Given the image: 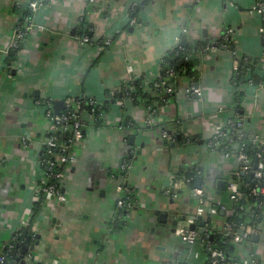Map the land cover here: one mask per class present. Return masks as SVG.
<instances>
[{
    "label": "crops",
    "instance_id": "0c3cea01",
    "mask_svg": "<svg viewBox=\"0 0 264 264\" xmlns=\"http://www.w3.org/2000/svg\"><path fill=\"white\" fill-rule=\"evenodd\" d=\"M31 2L0 0V159L5 164L0 170V253L30 224L32 242L20 246L39 242L33 255L42 264H203L205 254H191L175 235V227L198 205L193 186L184 179L185 185L178 187L176 175L194 169L195 162L204 164L210 153L207 141L238 115L234 67L246 57L263 62L264 19L254 10L258 0H58L34 15L28 10ZM27 19L45 31L33 29L21 46L19 61L8 67L1 50ZM85 22L91 42L80 45ZM228 30L233 32L234 49L202 51L207 42L223 40ZM184 42L198 48L184 60L194 61L203 98L186 97L193 81L179 76L176 97L157 104L156 124L148 126L144 107L127 97L119 100L116 94L132 89L137 78L152 85L159 81L164 58ZM254 70L253 84L244 90L242 114L248 118L249 133L264 143V64ZM69 97L95 99L108 111L103 126L90 127L86 142L74 150L63 188L66 202L45 200L36 214L44 196L41 147L50 123L35 103ZM221 108L226 111L220 114ZM136 128L142 133L131 146ZM162 130L183 132L181 136L193 141L173 149L161 139ZM215 154L218 165L211 169L216 177L207 181L214 185L212 199L227 210L210 221L206 216L197 224L198 231H221L226 212L234 207L222 198L229 194L227 188L217 194L218 166L223 167L219 160L225 156ZM124 163L125 172L120 168ZM121 186L132 190L135 199L123 217L117 205ZM257 233L264 237V226ZM249 242L235 248L232 260L238 264L255 252L264 264V238ZM29 255L31 251L25 261Z\"/></svg>",
    "mask_w": 264,
    "mask_h": 264
},
{
    "label": "built area",
    "instance_id": "2783aa9c",
    "mask_svg": "<svg viewBox=\"0 0 264 264\" xmlns=\"http://www.w3.org/2000/svg\"><path fill=\"white\" fill-rule=\"evenodd\" d=\"M32 2L29 4V10L34 15L37 13L41 8L48 7L50 5L55 4L58 0H31ZM254 10H256L264 19V1L258 0ZM30 19V18H29ZM29 19L26 20V25H22L23 27H18L15 30L14 37L12 38L11 42L2 49V53L7 58L10 54L11 50H18L21 46L25 43L28 34L36 29L40 32L45 31V27L43 25H39L33 23ZM224 39L222 41L216 40L213 42H209V44L204 45L201 47L202 51L205 53H212L218 54L221 50L228 48L227 41H233L232 30H228L226 32ZM262 37L264 42V29L262 30ZM80 45H86L90 43V39L88 37H84L79 39ZM233 43V42H232ZM177 50L184 51L183 46H178ZM264 64V56L262 57ZM241 67L239 63L234 67V73L239 74ZM256 71L252 68H248L246 73V87H250L253 84V75ZM167 80L177 79L179 77V73H177L173 68L167 70ZM164 85L166 83H163ZM172 84V83H171ZM156 88L160 87V84L157 82L154 83ZM166 92L168 94L174 93V88L169 85V87H165ZM186 97L197 96L199 99L203 98V89L196 84L194 81L191 82L190 86L186 90ZM131 100V99H130ZM132 101V100H131ZM88 103V105L92 108L91 113L84 112V105ZM35 105L40 108L45 115L49 119V131L48 137L42 143V151H46V157L42 156L39 165L42 167L45 182L41 189L42 194L45 195L46 201H57L59 203L66 202V194L64 191V186L67 182V178L69 176L70 164L72 165L75 161L76 154L74 152L75 148L80 146L81 144L86 142L87 132L90 127H93V122L97 120L96 115L94 114L98 111L102 106L100 103L92 98L88 97H69L65 101V109L62 113H56L49 102L46 100L39 99L36 101ZM157 110V109H156ZM156 110L153 112L147 111V117L144 119L146 125L154 124ZM225 109L221 108L218 112L221 114ZM104 118V116H103ZM248 128V118L245 115H233L229 118L224 125L218 127L212 138L207 141L208 149L213 150H221L222 155L225 156V159L230 160L234 159V162L239 163V169L234 170L233 165L231 171V178L228 181L227 191L229 192V198L231 203L234 207H238L244 210L243 203L244 201L248 200L249 198H253L254 200L258 201V204L255 205L259 209L264 210V143H262L258 137L252 136ZM71 133L73 136V140H64L61 136L62 134ZM183 133V132H182ZM180 132H175L172 130H162L161 132V139L169 144H178L177 138L183 135ZM188 141V144L191 143V138L187 135L184 136ZM249 139V141H247ZM61 140V141H60ZM74 144L75 148L71 151L70 154H65L66 152L64 148V144H67L69 149L71 148L70 144ZM72 144V145H73ZM251 147H255L258 149L255 155V163H253L252 158L248 152V149ZM67 147V148H68ZM62 150V155H57L56 151ZM65 154V155H64ZM53 158L55 160H53ZM64 164L69 162V165L65 169V172H59L57 170V164ZM128 169L127 163L122 165V170L125 171ZM242 175H250L252 176L255 183L252 185L245 184V188L248 189V193L242 190L240 185ZM189 184L193 182V178L186 179ZM177 186L179 187L181 184L185 185L184 182H176ZM177 187V188H178ZM206 188L196 189L195 196L199 198L197 202V206L195 211L189 215L185 221L179 223L175 228V235L181 239L183 244H185L188 248H192L198 244L200 240L204 242L202 239L203 235H206V238L210 236V230L213 228L204 229V233L200 234L199 231L193 230L192 226L199 224V222L204 221L206 216H217L220 211H226V207L221 202H216L215 199H212V195L207 193ZM119 197L117 201V205L122 210L130 209L131 208V200L134 197L132 190H130L126 186H121L118 189ZM176 197V195H174ZM255 206H249L245 209V211L249 214L254 213ZM233 207V209H234ZM233 209L231 211L226 212L228 216L233 215ZM264 212V211H263ZM25 225V224H24ZM30 224H27L26 227H29ZM244 230V234H240V231ZM218 231V230H216ZM256 230L248 225H242L239 229H236L234 223L225 221L223 228L221 229L222 233H225L226 236L230 239L232 244L237 245L238 247L246 246L250 242V236ZM17 236L13 239L15 242ZM7 246V245H6ZM6 246L3 248L2 252L0 253V264H20V262L9 261L8 254L10 251H5ZM10 248H14L13 245L9 246ZM206 249L210 251V264H226L227 256L226 254L218 249H213L209 243H206ZM200 256V254L196 255ZM27 258V257H26ZM25 258V259H26ZM38 264H42L39 260L32 255L28 256V260H35ZM245 261V262H244ZM243 262H238V264H260L259 261L255 258L254 255H250L249 258L244 260ZM55 264L56 261H54ZM53 262V263H54ZM49 264V263H47ZM52 264V263H51Z\"/></svg>",
    "mask_w": 264,
    "mask_h": 264
},
{
    "label": "trees",
    "instance_id": "16d2710c",
    "mask_svg": "<svg viewBox=\"0 0 264 264\" xmlns=\"http://www.w3.org/2000/svg\"><path fill=\"white\" fill-rule=\"evenodd\" d=\"M260 1H264V0H260ZM29 10V9H28ZM136 10L133 11V13H135ZM31 13V12H30ZM86 22L85 24L80 28V32L79 34L81 35V37H89V32L86 31ZM222 41V40H220ZM227 41V46L230 49H234V45L232 44V42L230 40H226ZM209 44V42H207L205 45ZM181 46L184 47V51H180L177 50L178 48H176L174 51L169 52L166 57L164 58V65H163V69L162 72L164 74V77L161 78L158 83L160 84L159 88H156L154 86H152V91L148 92L145 91V89L143 88V83L140 81L137 84H133L132 85V90L128 91V88H123L122 90H120L118 92V94H116V98L117 99H121L122 97L125 99L126 97L129 98V100L131 99L135 106H138L139 108L144 107L147 111H151L153 112L154 110H156V106L157 104H161L162 101L163 103H165V101H170L172 100V98L174 99L176 96L175 94H168L166 92L165 87H169V85L172 83L170 80H167V70L170 68H173L177 73H179V76L187 78L189 81H194L196 84H198V79H197V72L196 70H194V61L192 60H184V58L191 54V52L196 49L198 50V48H194L193 46H189L187 42L181 43ZM202 47V46H201ZM21 53V48H19L18 50H11L9 56L6 58L7 59V65L8 67H13L15 65V63L17 61H19V56ZM263 63V62H262ZM261 62H259L256 59H252L251 57H246L240 60L239 65L241 67V70L239 72V74L234 73L233 77H232V85L234 87V108L236 110V112L238 114L242 115L243 112V101L246 97L244 88L246 85V73L248 68H259L262 64ZM163 83H166L165 85ZM157 93V95L155 96V98L153 97V95ZM115 97V96H114ZM162 103V104H163ZM161 104V105H162ZM104 108H107V105H105V107L103 106L102 108H100L98 111H96L94 114L97 117V120H95L93 122V129L96 128H100L103 126L104 124V120H103V116H104ZM91 107L88 105V103L86 102V104L84 105V112L85 113H91ZM131 122L128 121V125ZM127 124V123H126ZM133 125V124H132ZM64 140L68 141V140H73V136L71 133H66V134H62L61 135ZM61 141V140H60ZM178 144L181 146L188 144V141L186 140L185 137L181 136V138H177ZM193 141V140H191ZM247 141H249V139H247ZM73 144V143H72ZM71 145V148L69 149V147L67 146V144H64V148L66 150V152H64L65 154H70L71 151L74 150L75 146L74 144ZM68 147V148H67ZM210 154L212 155H216L215 153L220 152L222 153L221 150H213V149H208ZM216 151V152H215ZM258 151L257 148L255 147H251L248 149V152L252 158L253 163H255V155L256 152ZM42 156L46 157V151H42L41 152ZM57 155H62V150H58L56 151ZM64 154V155H65ZM53 160H55L53 158ZM57 164V170L59 172H65V169L67 168V166L69 165V162L66 163H62L59 164V162H56ZM71 166V164L69 165ZM178 175H176V182H180L184 179H190L193 177L192 174H188L187 172H185L184 170H180L177 172ZM240 185L242 187V190L245 191L246 193H248V189L245 188V184H250L252 185L254 182L252 176L250 175H242L240 177ZM42 200L37 204L36 206V214H38V212L42 209V207H44V201H45V195L42 196ZM134 197L131 200V208L133 207L134 204ZM258 204L257 200H254L253 198H249L248 200L244 201L243 206H244V210L240 209V208H236L234 207L233 209V215L225 217L226 221L232 222L235 224L236 229H239L240 226L242 225H248V226H259L262 223V219H263V209H259L257 208L255 205ZM255 206V212L254 213H247L245 211V209L249 206ZM130 208V209H131ZM129 209V210H130ZM128 209H124L121 211V213H119V215H121L122 217L124 216V214H126L128 211ZM126 212V213H125ZM121 218V217H120ZM121 224V223H119ZM240 230H238L239 232ZM210 236L208 238H206V235H203L204 239L202 242V240H200L198 242V244L192 248H189L188 250L190 251L191 254L195 255L197 252H200V254L203 253V255L205 254L206 259L205 261H203V264H210V251H208L206 249V243H209L213 249H218L223 251L226 256H227V262L226 264H235V262L232 260L233 259V254L235 252V250L232 248V243L230 241V239L226 236L225 233L219 232V231H213L210 230ZM29 230L23 231L21 232L18 236L17 239L15 241V243H13V247L14 248H10V245L6 246L5 251H10L8 254V259L9 261H15V262H20L19 258H20V253H21V246L19 243L21 242H32V240L29 239ZM195 253V254H194Z\"/></svg>",
    "mask_w": 264,
    "mask_h": 264
},
{
    "label": "water",
    "instance_id": "95a60500",
    "mask_svg": "<svg viewBox=\"0 0 264 264\" xmlns=\"http://www.w3.org/2000/svg\"><path fill=\"white\" fill-rule=\"evenodd\" d=\"M92 33L91 32H89V35H91ZM186 40V37H184L183 38V41H185ZM20 57V56H19ZM162 75V78L164 77V74H163V72L161 73ZM178 79V78H177ZM177 79H172L171 80V82H172V84H170L171 85V87H173L174 89H176V87L177 88H179L178 86H175V83H176V80ZM179 80L180 79H178L177 80V83H179ZM138 82H140V79L138 80V78H137V80H134V84H137ZM143 83V88L145 89V91H152V87H151V85H152V83H146L145 81H143L142 82ZM152 86H154L155 87V85L153 84ZM133 89V88H132ZM131 89V86H129V88H128V91H130V90H132ZM121 100V99H120ZM123 100V99H122ZM47 102H49L50 103V105L54 108V111L56 112V113H62V111H64V109H65V101L64 100H62V101H59V102H51V101H49V100H46ZM144 111V113H146V109L144 108L143 109ZM107 109L106 108H104V116L106 117V113H107ZM104 117V118H105ZM147 117V113H146V115H145V118ZM104 118H103V120H104ZM155 121H157L156 120V118H155ZM154 124H156V123H154ZM154 124H151V125H148V126H152V125H154ZM131 126V125H130ZM130 132H131V130L129 131H127V133L130 135ZM135 133L134 134H132V136H131V141H130V144H131V146H133V145H135L136 144V139H137V136L135 137V135H139V134H141L142 133V130L141 129H138V128H136V130L134 131ZM134 135V136H133ZM181 136H179L178 138H180ZM164 144L166 145V146H170L171 148H173V149H175L176 147H177V144H170L169 145V143L168 142H164ZM184 147H186V146H184ZM179 148V147H178ZM212 157H211V160H210V163H212V166L213 165H218V163H217V161L218 160H216L215 161V159H217V157H218V155H212V154H210ZM0 162H4V159H0ZM202 163H204V162H202ZM122 165V164H121ZM120 165V168L122 167ZM195 168L194 169H189V170H185V172H187L188 174H192L193 175V185L191 184V183H189L188 185L189 186H193V188H194V190H193V196H194V199L195 200H199V198L197 197V196H195V189H201V188H206L207 190V193H209V194H211V191H210V184L208 183V181L207 180H210L209 178H206V176H205V172H206V168H205V164H201L200 166H199V163H197V162H195ZM232 165L234 166L233 167V169L234 170H238L239 169V163H237V162H233L232 164H230V166H231V168H232ZM231 168H229V170H224V168L222 167V166H218V170H219V172H220V174L217 176V179L219 180V182H218V184L216 185L217 186V188H218V191H217V194H222L223 193V191L227 188V186H228V181L230 180V178H231ZM123 172H125V171H123ZM124 175V174H123ZM216 176L213 174V178H215ZM212 195V194H211ZM233 206V205H232ZM236 208H238V207H236ZM225 212H222L221 214L223 215ZM211 214H210V211H209V215H208V218H207V221H210L211 220V216H210ZM263 216H264V212H263ZM263 219H264V217H263ZM263 219H262V222H263ZM204 224V222H202V224H201V226ZM263 226L264 225H259V226H253V225H251V227H253L256 231L253 233V234H251V236H250V239L252 238V240L254 241V242H256V243H259L260 242V240H261V238H264V237H261V235L259 234V233H257V232H261L262 231V229H263ZM176 228V227H175ZM192 229L193 230H196L197 229V226L196 225H193L192 226ZM244 230H242V231H240V234L242 235V234H244ZM199 233L200 234H203L204 233V230H200L199 231ZM42 238V236H38V239H41ZM29 239L31 240L32 239V236H30L29 237ZM251 245V244H250ZM37 246H39V242L37 243V244H35V245H32L31 247H28V246H26V245H22V250H21V253H20V260H21V264H26V263H28V264H34L35 263V261H36V259L35 260H33V262H29V261H25L26 259H25V254L27 253V252H29L30 253V251H31V254H32V256L34 257L35 255H33V251L35 250V248L37 247ZM233 246V249L234 250H236L235 248L237 247V245H232ZM246 250H248V249H246ZM252 255H254V256H257V259L259 258L258 257V255H256V253L255 252H253V253H251ZM260 259V258H259ZM259 259H258V261H259ZM19 260V261H20Z\"/></svg>",
    "mask_w": 264,
    "mask_h": 264
},
{
    "label": "rangeland",
    "instance_id": "374dc122",
    "mask_svg": "<svg viewBox=\"0 0 264 264\" xmlns=\"http://www.w3.org/2000/svg\"><path fill=\"white\" fill-rule=\"evenodd\" d=\"M247 85V84H246ZM246 85H245V87H246ZM244 90H245V88H244ZM210 154V153H209ZM208 154V156L205 158V161H204V164H205V168H206V172H205V176H206V178H212L213 177V171H212V169H211V166H212V163H210V160H211V155H209ZM41 157V156H40ZM202 158H204V157H202ZM219 158H217V159H215V161L216 160H218ZM219 161H221L220 163L223 165V167L226 169V170H229V168H230V164H232L233 162H234V159H230V160H226L225 158H221V160H219ZM210 188V191H211V194L213 195L214 194V185H213V187H209ZM225 201H228V200H230V198H229V194L228 193H225L224 194V196L222 197ZM176 238L178 239V240H180L181 241V239L180 238H178L177 236H176ZM182 242V241H181Z\"/></svg>",
    "mask_w": 264,
    "mask_h": 264
},
{
    "label": "flooded vegetation",
    "instance_id": "af4514ba",
    "mask_svg": "<svg viewBox=\"0 0 264 264\" xmlns=\"http://www.w3.org/2000/svg\"><path fill=\"white\" fill-rule=\"evenodd\" d=\"M41 159V158H40ZM39 163H40V160H39ZM3 165H5L4 164V162H0V170H2L3 169ZM40 166V165H39ZM72 166V165H71ZM40 168L42 169V167L40 166ZM26 230H29V232L31 231L30 230V226L29 227H24V229H22V231L21 232H23V231H26ZM18 236V235H17ZM29 237H30V234H29ZM32 240V239H31ZM13 243H15L14 241H12L10 244H8V245H13ZM21 243H23V242H21ZM21 243H19V244H21ZM25 243V242H24ZM26 244V243H25Z\"/></svg>",
    "mask_w": 264,
    "mask_h": 264
}]
</instances>
